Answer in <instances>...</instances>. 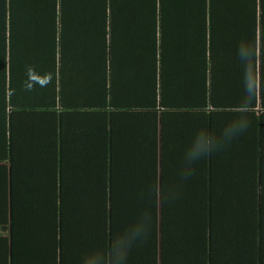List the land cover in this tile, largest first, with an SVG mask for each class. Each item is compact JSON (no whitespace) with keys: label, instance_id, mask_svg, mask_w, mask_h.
<instances>
[{"label":"crops","instance_id":"0c3cea01","mask_svg":"<svg viewBox=\"0 0 264 264\" xmlns=\"http://www.w3.org/2000/svg\"><path fill=\"white\" fill-rule=\"evenodd\" d=\"M47 2L22 0L30 10L19 14V34H31L38 45L52 29L47 16L57 18L54 33L66 46L73 20L97 18L95 13L63 12L87 4L83 0L58 1V13L41 14ZM196 6L167 16L172 43L158 62L145 43L139 54L121 39L112 42L107 68L68 60V47L63 70L61 63L41 70L38 61L20 62L15 73L8 66L6 98L0 100V154L9 151L0 162V264L12 260L13 214L22 213L15 196L31 180L34 233L31 227L28 236L35 246L45 196L58 193L62 202L64 194L71 195L88 212L98 203L111 213L112 198L143 194L161 197V208L171 197L180 207L165 212L166 221L160 222V253L153 251L159 231L149 227L135 236L129 262L254 264L258 257L256 264H263L264 6L260 0H210L204 13L194 11ZM115 18L114 29L125 38L134 15L117 13ZM154 78L160 92L155 102L150 94ZM202 198L213 217L206 224L196 221L197 228L208 229L207 253L190 247L196 255L188 257L184 219L191 221ZM209 198L230 200L218 205L217 199L213 205ZM132 209L125 223H144ZM171 225L178 233L169 232L170 243L163 246V233ZM29 245L25 242L24 248Z\"/></svg>","mask_w":264,"mask_h":264},{"label":"trees","instance_id":"16d2710c","mask_svg":"<svg viewBox=\"0 0 264 264\" xmlns=\"http://www.w3.org/2000/svg\"><path fill=\"white\" fill-rule=\"evenodd\" d=\"M58 1L64 0H49L46 4H42L41 14L53 13L55 15L58 13ZM209 1L83 0L87 4L83 3L82 6H74V8L68 6V9L67 7L63 9V12L78 15L87 13L89 17L95 13L97 18L90 21L73 20V27L68 29V45L66 46L62 43L59 45L57 42L53 27L54 18L57 21L56 17L53 16L51 20L48 16L46 17V23L52 29L49 34H42V40L38 45L31 34L27 33L25 37L19 34V14L22 12L20 10H23L25 14L30 9L22 6V0H0V93H2L0 100L6 98L8 66H11L15 73V69L20 66V62L38 61L39 64H42L41 70L45 66H58L60 63L63 70L67 47L68 60L71 57L74 62L88 61L90 63L89 68L96 66L107 68L108 60H112L113 56L112 42L116 44L117 40L124 39L128 44L136 46L139 54L141 51L145 52V47L142 45V43H145L147 49L153 50V54H151L153 61L158 62L161 57L163 58V48L166 45L170 46L172 43L171 31H168V27L171 26L172 22H167V16L171 13L176 15L183 10L191 11L192 3L193 6L194 4L199 5L196 6L194 11L198 8L200 13H204ZM254 2L255 0H251L252 4ZM260 2L264 6V0H260ZM124 12L133 14L134 19L130 22L132 27H127L124 30L125 38H119V31H115L113 23L117 20L115 18L116 14ZM148 15L151 19H148ZM87 22L88 27H90L89 30H85ZM27 39L30 42H27ZM73 45L77 46L74 51L69 49ZM34 49H38L39 52ZM59 59L60 61H58ZM42 78L41 75L40 87H43L45 83ZM2 87H4L3 91ZM150 94H152V100L155 102L157 95L160 94L156 78L153 79V84H151ZM147 105L149 104H144L143 107ZM8 157L9 151L7 149L0 154V162L5 161ZM44 199V215L40 225L41 234L36 243L37 246H35L33 264H134V259L130 262L129 260L132 257L130 253L134 251L135 236L149 227H155L158 232L160 222L166 221L165 218H167L164 213L180 207V204L172 197L168 200L163 199L165 204L161 208V197L143 198V194H137L136 197L130 195L128 197L112 198L111 213L109 212L110 209L103 204H92L90 208L93 213H91L71 195L64 194L62 202L58 193L45 196ZM209 199L212 203L217 199L221 200L222 203L218 205H223L224 200L228 204L230 200L229 198ZM206 201V198L201 199L200 202L203 204L200 205L190 222H187V217L184 219L183 240L184 243L187 242L185 254L188 257L196 255L190 247L195 250L203 249V253H207L208 229L197 228L196 223V221L203 219L206 224L207 219L213 218L207 212ZM250 201L253 208H255V198H251ZM119 205L121 206L119 207ZM132 207L141 213L140 217L147 224L139 221L136 225L134 219L130 223H125L131 216ZM119 208H124L123 214V210ZM110 214L112 216L111 222L107 225ZM250 220L255 224V214H251ZM172 222L170 221V223ZM172 225L165 228L163 246L170 243L169 232L173 235L177 232V229L173 228ZM252 230L254 235L255 227ZM159 233L160 231L153 241V251L158 253H160ZM212 233L213 227L211 224ZM253 241H255V238H253ZM16 244L14 233L12 256ZM212 249L214 250V248H211L210 252L214 255ZM251 249H255V246H252ZM24 250L26 251V248ZM255 254L257 252H250L251 257H254ZM253 262H255L254 264L259 262L258 257H255ZM262 263L264 264V262Z\"/></svg>","mask_w":264,"mask_h":264},{"label":"rangeland","instance_id":"374dc122","mask_svg":"<svg viewBox=\"0 0 264 264\" xmlns=\"http://www.w3.org/2000/svg\"><path fill=\"white\" fill-rule=\"evenodd\" d=\"M15 175V171L12 172V176ZM14 178V177H13ZM14 184V183H13ZM15 186V185H14ZM25 192L17 194L15 196L16 203L19 207V211L15 215V204L13 203V225H14V232H15V239L17 244L15 245L14 255L12 256V260H10L9 264H33L34 256H33V249H34V241L31 238L32 234L34 233L33 228V203H31V195L30 193L34 190V186L32 184V180L30 182H26L24 185ZM21 197L23 199H21ZM32 213H31V212ZM32 215V218H31ZM32 227L31 236H28L29 228ZM27 242L30 243L27 246L26 251L24 250V244ZM23 253V256H22Z\"/></svg>","mask_w":264,"mask_h":264}]
</instances>
